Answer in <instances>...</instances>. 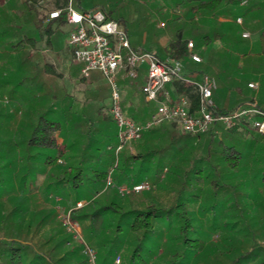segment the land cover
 Here are the masks:
<instances>
[{
  "label": "rangeland",
  "instance_id": "obj_1",
  "mask_svg": "<svg viewBox=\"0 0 264 264\" xmlns=\"http://www.w3.org/2000/svg\"><path fill=\"white\" fill-rule=\"evenodd\" d=\"M243 1L248 2L245 7L241 6ZM73 5L79 11H90L95 6L105 8L111 18L119 21L126 29L135 50L153 52L162 58L164 46L175 40V34L181 30L185 39L194 40L197 54L207 59L203 65H193L191 70L202 69L208 76L216 78V95L220 101L226 98L225 85L228 84L221 81H225L230 69V74L241 83L236 93L232 94L233 97L238 96L239 91L251 98L259 93L247 87L248 82L260 80L258 75L249 74L240 68L232 69L234 63L230 64V61L215 62L214 51L231 49L230 43L223 38L240 46L258 39L264 43V32L259 31L262 26L255 24L257 13L264 12L263 0H221L215 10L208 9L198 14H190V6L184 0H73ZM27 7V0H0V218L3 212L11 211L15 204L21 209H28L15 221L21 225V241L29 243L33 253L41 257V264H101L100 253L110 251L121 216L111 214L110 211L99 216L96 221L91 216L113 201L124 212H128L143 210L151 204L169 207L178 199V205L184 204L190 215L188 217L193 220L194 237L204 239L208 249L215 245L223 249L220 241L230 231L223 224L237 220L234 217L237 211L235 203H238L242 213L256 217L255 221L252 220L254 233L262 231L264 184L257 173L264 168V135L257 131L243 135L221 129L211 140L207 134L191 137L181 132L176 125L166 123L153 129L155 132L144 135L140 141L129 143L120 153L125 157L141 155L150 159L144 165L139 160L131 162L129 174L133 184L149 182L154 189L123 197L116 188L107 187V184H93L95 170H110L118 164L116 161V165L112 164L113 152L108 150L109 146L115 144L112 140L117 138V127L109 115L111 87L97 71L91 73L90 79L83 80L80 74L82 65L73 61L70 76L60 75L63 74L62 49L67 48L71 27L61 26L57 30L52 28L54 34L48 44V36H41L48 26L43 24L42 29L36 27V21L42 13L40 15L37 11H29ZM167 8L168 11L165 10ZM238 17L243 18V26L237 24ZM244 29L252 32V39L241 38ZM26 37L36 39V46L32 48L26 44L24 49L14 52L13 46ZM46 65L53 67L59 76H49L45 72ZM226 66L229 67L227 71L226 68L223 70ZM146 77L147 66L144 65L137 83L144 84ZM119 81L122 87L132 84L135 87L136 84ZM125 89L123 107L130 117L137 113L130 106L132 96H138L140 103H144V99L138 90L134 94L130 88ZM260 100L264 101V90ZM226 103L219 104L221 107L217 105L218 109L228 111L230 106ZM17 107L21 116L14 110ZM43 114H46L47 119L60 123L61 130L57 138L67 150L59 162L60 166L54 169L45 170L42 162L46 156H54L55 153L50 151L40 155L36 150H28V134L26 131L19 134L22 131L19 124L22 118L28 119L25 124L27 131H30L36 119L39 120ZM136 116L139 118L140 114ZM173 132L177 137L171 141ZM145 138L150 139L145 142ZM255 140L259 142L254 147L252 143ZM228 143L238 147L244 156L236 173L228 168L221 156L223 144ZM149 152L155 153L151 156ZM72 166L82 167L84 172V186L79 194L72 192L68 186L59 188L62 191L60 195L55 192L54 186L47 190L48 184L55 183V178ZM200 166L205 175L201 184L194 179L198 177L196 173ZM248 175L250 177H246ZM246 179L252 181L250 187H247L249 192L240 186V182ZM214 180H219V184L223 185L216 195L212 185ZM114 183L117 186H128L126 177H119ZM181 188L184 190L177 198ZM237 192L245 197L239 193L235 195ZM252 195V200L259 205L255 202L251 206L246 205V201L252 202L249 199ZM79 203L82 207L78 206ZM73 213L76 217H82V221L73 223ZM69 214L71 226L66 222ZM178 218L177 215L165 216L155 222V234L145 245L153 253H142L148 264H167L172 259L170 251L176 248L170 249L168 245L178 233ZM238 220L243 222V219ZM242 222L231 228H238L236 231L240 233ZM121 230L123 234L117 240L118 244H115V250L119 251L113 253V264L127 262L129 249L136 239L128 223L122 222ZM260 244L264 247V241L261 240ZM85 246L89 258L83 255ZM89 250L95 258L91 257ZM207 255L195 254L189 264H206ZM61 257L64 259L56 263ZM217 263L227 264V260L219 256Z\"/></svg>",
  "mask_w": 264,
  "mask_h": 264
},
{
  "label": "trees",
  "instance_id": "obj_2",
  "mask_svg": "<svg viewBox=\"0 0 264 264\" xmlns=\"http://www.w3.org/2000/svg\"><path fill=\"white\" fill-rule=\"evenodd\" d=\"M62 1L65 2L66 0H62ZM231 1H235V0H231ZM220 2L221 0H184V3H187L188 6H190V11L195 14H198V12H202L208 9L215 10L220 5ZM56 4L57 6H59V2H57ZM27 8L29 11H34V9L30 6H28ZM95 9H100L104 11L108 15V17L112 19L110 13H107L105 8L100 6H95L93 10ZM42 26H43V17L40 16L39 19L36 21V27L42 29ZM52 33H53L52 24L48 26V29H46L45 33H41V36H44V34L48 36L47 39L48 44H50L49 37L52 35ZM36 43H37L36 39L26 37L24 40L20 41L17 45L13 46L14 48L13 51L15 52L24 49L26 47V44L27 46L29 44L32 46V48H34L36 46ZM163 52H164V58H162L160 55H157L155 53L157 57L162 61H166L167 59H175L178 61H182L184 64L187 63V61H189L188 41L184 39L180 31L179 33H177L175 40L171 42L168 45V47L163 49ZM45 70L46 72L54 73V68L49 67L48 65L45 66ZM187 73L193 75L194 74L196 75L197 73L201 75L202 74L207 75L205 70L202 71L190 70V72ZM126 81H128L129 84L134 83L129 80ZM173 87L177 91V94L179 96H185L186 98L189 99V101L192 104L193 110H196L198 108L199 96L197 91L193 87L186 86L180 82H175L173 84ZM259 108L264 112V110L260 106ZM231 111L225 110L223 112L227 114ZM100 112L101 111H99V113ZM136 114L135 115L131 114L130 117L133 121L139 122V118L136 116ZM45 115L46 114L41 115L39 120L36 119V122L33 124V130L29 129L30 130L28 135L29 139L27 140L26 144L28 150L31 151L36 150L39 154L42 153V155L50 151L55 153L54 156L48 155L44 158L42 164L46 170V168L54 169L59 167L61 164L59 162L62 158L65 157L67 150L66 148L62 147V145L59 143L57 138V135L60 134V130H61L60 123L57 122L56 120L47 119ZM27 129L28 128H23L21 130L27 131ZM221 129L224 128L220 125H217L207 135H209L210 139L212 140L214 136L217 134V131ZM153 131H154L153 129L149 130L145 132L144 135L151 133ZM225 131L231 134L243 133L244 135L245 133L251 134L256 130H252L248 126L243 125L240 128H236L234 130H225ZM176 137H177L176 134L173 132L170 138L171 141L176 140ZM230 138H232V136ZM112 141L113 143L116 144L117 138ZM258 142L259 141L255 140V143H252L254 144V147ZM154 153L155 152H149V155L152 156ZM111 154L113 156L112 164L113 163L115 164V160H116L115 154L114 153ZM221 156L224 162L226 163V165L228 166V168L232 172L234 173L238 172L240 165L242 164L244 159L243 153L241 152V150H239L238 147H236L233 144L230 145L229 143L223 144ZM137 160L141 161L142 165H144L143 164L144 162H150L149 161L150 159H148L145 156L135 155L131 157H125L120 154L118 159V164L120 163V166L117 164V166L114 168V170L116 169V171L115 174L112 173L113 180L118 181L119 177H126V182L128 186L135 185L132 183L133 180L129 174V170L130 167L132 166L131 162L133 163L136 162ZM199 163L201 162L199 161ZM111 168H113V166ZM199 168L200 169L196 173L198 177L194 179L201 184L205 180V175H204L203 167L200 166ZM109 175H110L109 169L95 170L93 172V184H97V185L106 184ZM257 176L262 178L261 180L262 183L264 184V168L262 169V171H259L257 173ZM246 177H250V175ZM240 183H241L240 186H244L245 192L246 190H248L249 192V189H247V187H250L252 181L246 179L244 181H241ZM212 185H213L214 195H216L217 192L220 190V188L223 186L219 184V180L212 181ZM52 186L55 187L54 190L58 195H60L59 193H62L61 189L59 188L65 186H68L72 192L79 194L84 186V172L82 167L72 166L68 168V170L63 171L60 176L55 178V183L48 184L47 190ZM183 190L184 188L180 189L179 193L177 194V198H179V194ZM250 192H252V190H250ZM238 193L239 192L235 193V195ZM241 194L239 193V195L243 197L244 195ZM131 196L132 195L125 197H131ZM249 199L251 200L254 199V196L253 195L252 197L249 196ZM177 200L173 202L172 205H170L169 207H158L155 204H151L145 207V209L143 210L134 209L128 212L126 211L124 212L123 208L120 205H118V203L113 201L112 203L104 206L102 209L96 211L91 216V219L94 221H96L99 216L107 213V211H110L111 214H116L121 216V219L118 222L119 225L116 227V233H115L116 236L113 244H111L110 251L108 253L107 252L100 253V259L102 258L101 264L114 263L113 253L115 254L116 252L119 251V250H115V247H117L115 246V244H118L117 240H119V237L123 234L121 233L122 222H126L129 224L130 230L134 232V235L136 237L133 246L131 247V249H129V256L127 257L128 263L126 262L123 264H148L146 259L143 257L142 253L143 251H145L144 253H148V254L153 253L152 249L149 248L147 249L145 245L147 242H150V239H152V237L155 234L154 233L155 222L158 220H162V218H164L165 216L170 217L172 215H177L179 217L177 222L180 225L178 228V233H176V237L174 238V240L170 241L168 245L170 249L171 248H176V249L170 251L172 259L168 261L167 264H189V261L192 259L193 255L199 253L208 254L206 264H218L217 258L219 256L226 258L227 264H264V247L260 244L261 240L264 241V227H261L262 231L259 234L254 233L252 220L255 221L256 217H254V215L249 217L247 213L246 215L244 214V212L242 213V210L239 209L238 203H235V207L237 211L235 212L234 215V217L235 216L237 217V220L235 221L234 219L231 221H226L223 224L224 227L230 228V231L228 232L227 236L220 241V246H222L223 249H221L219 246H218L219 248H217L216 245L212 246L211 249H208L209 247L204 239H201L199 237L197 238L194 237L195 233H193L194 232L193 220L190 217H188L189 214L186 206L184 204L178 205ZM254 202L255 200H252V202L246 201L245 203L248 206H251L252 204L255 203L258 204L257 201L255 203ZM12 208L13 209L9 212H3L0 218V235H1L0 264H41L39 261L41 257L33 253L29 243H26L27 241L26 242L21 241V237H22L21 236L22 233H20L21 225L17 223L18 221L17 219L20 218L23 215V213L25 214L26 210L28 209L27 208L21 209L19 208L18 204H15V206H13ZM213 208L215 209V205H213ZM227 215L229 216L228 212ZM125 218L126 221H123ZM82 219H83L82 217H76L75 213L71 214V220L73 223H78L79 221H82ZM238 219L241 220L243 219V222ZM167 222L169 224L172 223V221H167ZM240 222H242V226L240 227V233H237L239 229L238 228L233 229L231 227L238 225V223ZM15 225H17V227ZM29 228L30 226L27 227V229ZM86 247L87 246H85V248L83 247L84 256H87L85 252ZM71 252L72 254L75 253V251H71ZM32 255H34L33 258ZM63 259L64 258L61 257L58 261H56V263L57 262L60 263ZM97 263L98 262H96V264Z\"/></svg>",
  "mask_w": 264,
  "mask_h": 264
},
{
  "label": "built area",
  "instance_id": "obj_3",
  "mask_svg": "<svg viewBox=\"0 0 264 264\" xmlns=\"http://www.w3.org/2000/svg\"><path fill=\"white\" fill-rule=\"evenodd\" d=\"M27 3L42 13L45 26L62 23L71 27L67 47L73 62L82 65L80 74L83 80L90 79L91 73L97 71L110 85L109 115L117 127V143L109 146L108 150L115 154L116 164L120 153L129 143L140 141L145 132L166 123L176 125L181 132L192 137L208 134L217 125L225 130L246 125L264 135V112L259 108L256 98L227 114L220 111L214 101L218 89L214 78L204 75L198 80L195 74L186 72L182 61H162L153 52L135 50L126 29L119 22L110 19L104 11H79L74 7L73 0H27ZM247 4V1H243L241 6ZM237 23L242 25L243 19L238 18ZM242 37L250 39L251 34L244 32ZM188 52L192 63H203L202 58L194 52L191 41L188 42ZM144 65L147 66V77L141 86V93L147 103L156 105V110L146 123L140 124L124 111V89L119 80L137 82ZM175 82L191 86L197 91L199 105L196 110H193L191 102L185 96L170 99L166 88L173 86ZM249 88L258 93L260 85L253 83ZM113 170L114 168L110 169L107 187L116 188L123 197L154 188L149 182L117 186L112 178ZM78 206L82 207V204L79 203ZM69 217L70 214L66 222L71 226ZM89 251L91 255V250ZM91 257L95 258L93 255Z\"/></svg>",
  "mask_w": 264,
  "mask_h": 264
},
{
  "label": "crops",
  "instance_id": "obj_4",
  "mask_svg": "<svg viewBox=\"0 0 264 264\" xmlns=\"http://www.w3.org/2000/svg\"><path fill=\"white\" fill-rule=\"evenodd\" d=\"M27 5H28V3H27ZM28 6H30V5H28ZM30 7H32V6H30ZM242 7H245V6H242ZM32 8L34 9V11H37V13L41 15L40 11L36 10L34 7H32ZM168 9L169 8H167L165 10L168 11ZM189 12H190V14L193 13L191 11H189ZM42 17H43V15H42ZM238 18H242V17H238ZM223 23H224V21H223ZM51 24H52V28H54L56 30L59 29L61 26H65L62 23L61 24L60 23H51ZM51 24H49V25H51ZM243 24H244V20H243ZM243 24L240 25V26H243ZM255 24L256 25H259V26H262V28H260L259 31L263 33L264 32V12L263 13H259V12L257 13V17L255 19ZM163 25L164 24H162V27H163ZM54 29H52L53 32H54ZM179 31L181 33V30H179ZM244 32H249L250 34L252 33L251 31L246 30V29H244ZM243 33L241 35H243ZM53 34L49 37V39L51 37H53ZM222 35H224V34H222ZM175 36H177V34H175ZM241 38L243 40H250V39H252V37L250 39H244L242 36H241ZM186 40L188 42L191 41L194 44V52L197 54V52L195 51V49H196V43L194 42V40H192V39H186ZM223 40L224 41L226 40V41H228L230 43L231 49L230 50H224L225 52L223 51L224 48L221 49V50L218 49V51H214L215 62H217V60H219V61L220 60L230 61V64L231 63H234L232 65V69H233V67H234V69L235 68H240L242 70H246L247 73H249V74L258 75V77L260 78V80L248 82V86L247 87H248L249 90L255 91L254 89L249 88V85L250 84H253V83H258L260 85V88H259V91H258L259 93L257 95H255L254 98H251V97L242 95L243 92L241 93L240 91L238 92L239 95L236 96L237 98L236 97H233L232 94L234 95L236 93L235 90H237V88L239 86H241V83H240L239 80H236V78L233 77L230 74L229 71L231 69L229 70V67L228 68H227V66L226 67H223V70L225 68H226L225 71H227V69L229 70L226 73L227 75H226L225 81H221L222 83L223 82H228V84L225 85L226 86V89H227V93H226L225 100H221L220 101L219 99H217L218 97H217L216 92H215L214 101H215L216 105H218V107H221V106H219V104H221L222 102H224V103L227 102L226 104H228L230 106L229 108L227 107L228 108V111H231L234 108H236L238 106H241V105H243L245 103H248L249 101H251V100H253V99L256 98L258 105L264 110V101L260 100L261 92H262V90H264V43H262L260 41V39H258V40H254V41L251 40L249 44L240 46V45H237L236 42L234 43V41L232 43L231 40L228 39V38H223ZM173 41H171V42H173ZM170 43H168L167 46H164L163 49H165L166 47H168V45ZM131 45H132V43H131ZM233 52H234V54H233ZM62 55H64L63 56V61H62V66H63L62 67V72H63V74L60 73V75H64L65 74L66 76H70V67H71V63H72L73 60H72L71 52L68 49V47L66 48V50H63L62 49ZM197 55H199V54H197ZM199 56L202 58L203 63H201V64H195V63H192L190 60L187 61V63H185L186 72H190V70L193 68V65H196L197 66V65H203V64L206 63V60L207 59H204L201 55H199ZM199 71H202V69H200ZM45 72H46V70H45ZM47 73H49L50 74L49 76H51L52 78L53 77L56 78L57 76H59L58 73L55 72V70H54V73H51V72H47ZM45 77H46V75H45ZM202 77L203 76L201 74H199L197 76V79L200 80ZM210 77H212V78H214L216 80L215 77H213V76H210ZM63 78H65V77L63 76ZM219 79L221 80L220 76H219ZM135 83H136L135 84V87L132 86L133 84L131 86L130 85H128V86L127 85H124L123 86V89H124L123 94L126 93V91H125L126 89L125 88H130L129 89L130 92H132V93L134 92V94H135V90H138V92L141 93V86L143 84L140 85L137 82H135ZM217 85H218V83H217ZM166 91L169 93V96H170V99L171 100H176L177 97L179 96L177 94V91L174 89L173 86H167ZM132 97L133 98H131L132 100L130 101V106L133 108V110H136L137 114H140L139 122H137V123L144 124L154 114V112L156 110V105L155 104H151V103H146L145 100H144V103H140V101L137 100V97L138 96H132ZM135 97H136V99H135ZM141 97L144 98L143 95H142V93H141ZM162 99H163V97H162ZM14 110H16L15 112L16 113L18 112V114H19L18 107L15 108ZM9 112H10V114H12L11 113L12 112V109L9 108ZM21 115L19 114V116H21ZM20 119H21V117H20ZM26 121H28V119H26V118L25 119L24 118L21 119V121H20L19 124L21 125L20 127H22V129L23 128H27L26 127V124H25ZM25 131L23 130V131L19 132V134L20 133L22 134ZM28 132L29 131H26L25 133L29 135ZM153 132H155V131H153ZM232 138H233V136H232ZM147 139L145 138V142H146Z\"/></svg>",
  "mask_w": 264,
  "mask_h": 264
}]
</instances>
